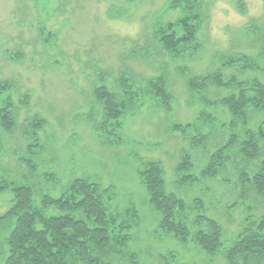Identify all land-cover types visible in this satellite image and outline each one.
I'll return each mask as SVG.
<instances>
[{"label": "rangeland", "instance_id": "1", "mask_svg": "<svg viewBox=\"0 0 264 264\" xmlns=\"http://www.w3.org/2000/svg\"><path fill=\"white\" fill-rule=\"evenodd\" d=\"M174 1L0 0V82L10 85L0 98L10 97L17 121L10 132L0 128L2 173L20 177L28 172L19 156L28 157L31 151L32 118L45 119L36 135L44 146L37 162L40 175L52 171L58 177L60 184L52 193L57 196L71 179L85 177L105 190L111 212L131 210V227L123 233L129 236L126 252L114 264H163L161 256L168 253L173 255L171 264H228L223 253L210 254L195 241L184 243L159 227L161 216L140 177L149 161L162 164L168 191L189 203L202 200L201 212L223 227L226 246L242 228L246 207L252 206L256 214L264 209L251 194L239 197L231 163L217 177L201 176L234 128L227 107L207 104L202 96L220 99L230 90L209 85L201 93L188 84L217 69L226 77L257 76L264 83L260 69L223 66L228 55L259 52L264 0H196L201 5L200 30L194 44L176 56L163 48L157 35L161 24L182 16ZM120 75L131 78L136 107L123 114L118 129L112 128L119 140L109 142L98 125L104 113L94 90L102 84L116 88ZM158 76L165 78L172 94L170 111L147 93L148 79ZM198 120L207 134L202 144L192 143L199 137L196 128L186 133L172 129L173 124ZM261 120L260 114L251 113L250 127ZM241 127L238 123L235 128L243 140ZM185 151L193 161L189 173L199 180L181 185L178 164ZM232 153L233 159L240 154ZM237 159L242 161L241 156ZM12 198L10 192L0 195V214Z\"/></svg>", "mask_w": 264, "mask_h": 264}, {"label": "trees", "instance_id": "2", "mask_svg": "<svg viewBox=\"0 0 264 264\" xmlns=\"http://www.w3.org/2000/svg\"><path fill=\"white\" fill-rule=\"evenodd\" d=\"M173 3L175 8H182L183 14L176 21L161 24L157 35L163 48L176 56L194 44L202 19L201 5L196 0H175ZM257 31L260 34L256 39L260 42L259 52L256 55H228L224 67H238L244 71L260 69L264 73V26ZM129 81L132 83L130 77L120 75L116 88L102 84L94 90L95 101L104 113L98 125L101 132L109 137V142L119 140L120 135L112 128L118 129L123 114L136 107L137 91ZM8 83L0 82V96L10 87ZM188 84L192 90L201 93L207 91L209 85L229 89V94L220 99L209 100L205 96L202 99L210 105L227 107L231 116L230 126L235 128L241 123L244 134L240 140L236 128H233L228 140L210 156L201 176L217 177L231 163L237 173L239 197L246 199L251 194L264 204V83L257 76L249 79H240L237 75L226 77L222 69H217L208 75L189 79ZM147 86V93L170 111L172 94L165 78H150ZM254 112L260 114L262 120L252 128L249 124ZM45 124L43 118H32L30 139L33 142L28 146L31 151L28 157L19 156L27 173L12 177L2 173L0 164V195L6 192L13 195L11 206L0 214V237L7 233L0 241V264H114L126 252L129 236L123 233L131 227L128 220L131 219V210L111 212L105 190L85 177H74L60 188L57 196L54 195L52 189L60 184L57 175L52 171L40 175L37 162L44 151L36 136L37 130ZM16 125L10 97L0 98V128L10 132ZM202 125L198 120L185 125L173 124L172 129L186 133L196 128L199 137L194 136L192 143L199 145L207 137ZM233 151L240 153L237 156H241L242 161L237 156L233 159ZM181 156L178 184L196 182L199 178L189 173L193 168L191 155L185 151ZM140 177L152 207L161 216V229L184 243L195 241L210 254L223 253L228 264H264V209L256 214L252 206L246 207L247 216L242 228L226 246L223 227L201 212L203 202L200 198L189 203L166 189L164 169L159 161L147 162ZM193 210L197 212L191 219ZM168 254L161 256L163 264H171L168 258L173 255Z\"/></svg>", "mask_w": 264, "mask_h": 264}]
</instances>
